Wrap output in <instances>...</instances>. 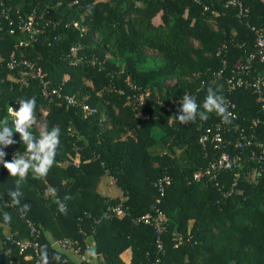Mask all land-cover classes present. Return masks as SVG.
Returning <instances> with one entry per match:
<instances>
[{"label": "trees", "instance_id": "trees-1", "mask_svg": "<svg viewBox=\"0 0 264 264\" xmlns=\"http://www.w3.org/2000/svg\"><path fill=\"white\" fill-rule=\"evenodd\" d=\"M239 2L240 16L224 0H0V121L11 126L8 103L34 96L36 125L61 129L47 176L29 171L21 184L22 203L30 205L23 219L6 207L16 178L0 165V213L12 216L5 223L0 214V264H33L32 251L19 254L15 245L31 239L38 250L47 245L50 264L77 263L52 246L63 239L82 252L90 244L95 259L81 264H264V161L251 159L257 148L228 146L239 165L213 180L201 176L218 154L198 142L205 129L218 127L231 142L243 129L264 144L255 95L227 83L254 51L249 27L264 26V0ZM27 22L33 39L19 46ZM210 86L235 105V118L224 123L211 113L206 121H177L183 95L202 104ZM55 89L72 103L50 93ZM262 92L264 104V85ZM29 131L41 134L36 126ZM13 139L6 161L25 150L15 132ZM106 177L119 196L98 193ZM162 177L169 184L155 205ZM153 205L164 215L158 255L153 229L131 222Z\"/></svg>", "mask_w": 264, "mask_h": 264}, {"label": "built area", "instance_id": "built-area-1", "mask_svg": "<svg viewBox=\"0 0 264 264\" xmlns=\"http://www.w3.org/2000/svg\"><path fill=\"white\" fill-rule=\"evenodd\" d=\"M196 3L199 4L198 1H196ZM224 7L237 8V16H240L244 12V10L241 8V3L239 0H224ZM23 30L25 31L27 38L25 42L19 43V46L26 44V42H29L33 39L34 29L31 25V22L25 23ZM249 30L254 38V51L247 56L245 63L238 64L230 70L227 83L230 91L235 89L251 91L256 97V102L260 104L259 108L261 112L264 113V104L262 103V91L264 85V26H250ZM9 33L12 32L10 31ZM254 63L260 65L263 70L258 72L254 67ZM12 64L13 61H10L9 67H11ZM219 74L220 73L218 72L215 75L218 76ZM50 93L55 95L57 98H63L68 104L72 103V100L68 96H61L59 90H51ZM43 94L46 95L45 92H43ZM226 102L228 104V111L232 114L230 118H235V105L227 99ZM82 111L85 112V114H90L93 112V110L87 108L86 106H82ZM8 114L11 116L9 108ZM16 134L19 135L18 133ZM198 142L203 148L206 144H208L213 150L218 152L212 162H210L208 168L201 173V176H207L208 180L215 179V177L222 171L234 170L239 165L241 158L239 155H230L227 148L228 146H232L233 149L239 150L240 152L251 147H256L257 151L252 154L251 159L258 162L264 161V144L255 140L253 133L245 134L243 129L239 130L237 139L234 142H231L230 139L223 138L218 127L207 128L200 135ZM194 178L196 179L195 176ZM168 184L169 179L167 177H162L155 182L154 186L158 195L154 201L155 205L160 203V199L163 197L164 188ZM155 205L151 206V214L147 213L135 217L131 222L135 224L140 223L153 229L155 249L158 255L161 253L163 248L162 236L164 228L162 227V219L164 218V215ZM110 211L115 215H118L120 213L119 206L111 208ZM18 217L23 219V216L21 215H18ZM27 226L29 227L30 234H33V227L29 223H27ZM15 245L17 246L19 254H22L30 249L35 259L33 264H36L38 259V245L34 239H31V241L24 240L21 242H15ZM52 246L66 256L74 258L77 262L76 264H81L82 262L88 261L92 262L95 259V255L92 254L90 244L88 243L84 245V252L81 251V248L76 241L68 239L55 241L53 242ZM64 260L65 259H63V261ZM158 260L159 257H156L154 263H158Z\"/></svg>", "mask_w": 264, "mask_h": 264}, {"label": "clouds", "instance_id": "clouds-1", "mask_svg": "<svg viewBox=\"0 0 264 264\" xmlns=\"http://www.w3.org/2000/svg\"><path fill=\"white\" fill-rule=\"evenodd\" d=\"M91 12V6H89ZM19 109L14 110L9 107L11 114V126L7 119L0 121V165L8 172L9 176L16 178V187L6 192V196L10 199V204L6 207L15 208L17 215H26L30 210L29 204H23L21 197L23 195L20 190L22 182L26 179L29 171L32 172L33 178L46 177L51 167L55 163L56 150L60 144L61 129L53 126L50 130L45 128L39 137L34 136L29 131L32 126H36V97L20 99ZM179 115L175 117L181 124H188L197 119L206 121L209 114L216 113L221 117L222 122L230 123L231 113L228 111V104L225 98L219 94L218 89L208 87L206 96L202 104H198L196 97L184 94L180 100ZM18 133L20 143L24 145V152L14 153L10 161L5 160L7 153L5 148L13 145L16 141L13 139V133ZM47 193L55 195L56 189L51 186L46 190ZM69 197H65V200ZM58 211L66 212L67 205L56 200ZM3 221L11 223L12 216L7 211H2ZM38 259L36 264H50L48 259L47 245L41 246L38 250Z\"/></svg>", "mask_w": 264, "mask_h": 264}, {"label": "rangeland", "instance_id": "rangeland-1", "mask_svg": "<svg viewBox=\"0 0 264 264\" xmlns=\"http://www.w3.org/2000/svg\"><path fill=\"white\" fill-rule=\"evenodd\" d=\"M155 21H158L157 19H155ZM124 68V65H122L121 69ZM175 80L171 79V80H167L164 82V84L168 87H171L174 84ZM141 97L139 96L138 100H140ZM105 179V185L102 188L101 192L103 195H107L109 197H116L118 196V193H120L118 190H116V188L113 185L111 179L109 177L104 178ZM6 231V230H5Z\"/></svg>", "mask_w": 264, "mask_h": 264}, {"label": "crops", "instance_id": "crops-1", "mask_svg": "<svg viewBox=\"0 0 264 264\" xmlns=\"http://www.w3.org/2000/svg\"><path fill=\"white\" fill-rule=\"evenodd\" d=\"M8 79H11V78L8 77ZM11 80H12V79H11ZM36 127H37V130H38L39 132H42V128H41V126L36 125ZM71 162H72L73 164H75V163L77 162V157L73 158V159L71 160ZM104 184H105V180L102 179V180L100 181L98 187H97V191H98V193L102 194L101 190H102V188L104 187ZM112 186H113V185H112ZM119 194H120V193H118V196H119Z\"/></svg>", "mask_w": 264, "mask_h": 264}, {"label": "water", "instance_id": "water-1", "mask_svg": "<svg viewBox=\"0 0 264 264\" xmlns=\"http://www.w3.org/2000/svg\"><path fill=\"white\" fill-rule=\"evenodd\" d=\"M11 107L13 108L14 110H18L19 109V104L17 103H13V102H9L8 103V108ZM35 125H33L32 127H34Z\"/></svg>", "mask_w": 264, "mask_h": 264}]
</instances>
